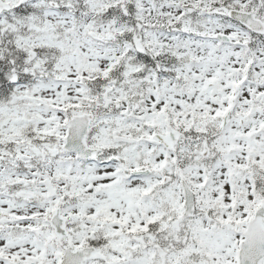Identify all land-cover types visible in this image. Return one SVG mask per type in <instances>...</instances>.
<instances>
[{
  "label": "snow or ice",
  "instance_id": "6c2138e0",
  "mask_svg": "<svg viewBox=\"0 0 264 264\" xmlns=\"http://www.w3.org/2000/svg\"><path fill=\"white\" fill-rule=\"evenodd\" d=\"M0 264H264V0H0Z\"/></svg>",
  "mask_w": 264,
  "mask_h": 264
}]
</instances>
